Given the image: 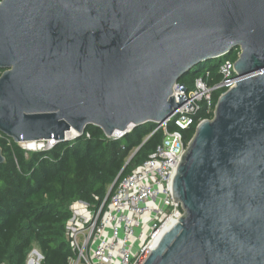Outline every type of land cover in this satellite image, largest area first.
<instances>
[{
    "label": "water",
    "instance_id": "1",
    "mask_svg": "<svg viewBox=\"0 0 264 264\" xmlns=\"http://www.w3.org/2000/svg\"><path fill=\"white\" fill-rule=\"evenodd\" d=\"M234 49L236 85L174 176L183 214L143 264H264V0H1L0 132L58 141L162 123L192 105L175 84Z\"/></svg>",
    "mask_w": 264,
    "mask_h": 264
},
{
    "label": "trees",
    "instance_id": "2",
    "mask_svg": "<svg viewBox=\"0 0 264 264\" xmlns=\"http://www.w3.org/2000/svg\"><path fill=\"white\" fill-rule=\"evenodd\" d=\"M239 52L234 49L193 67L179 83L191 90L195 81L206 78L209 72L208 84H219L220 64L226 59L236 61ZM2 72L0 69V75ZM225 91L214 90L213 108ZM213 117V110L201 109L187 129L173 122L168 128L181 131L188 142L199 121ZM157 126L143 123L113 138L91 124L77 138L58 140L49 149L37 150H27L0 132L5 157L0 163V264H27L34 244L43 256L41 264H70L73 253L65 234L66 221L71 217L69 205L76 200L90 205L109 203L120 181L162 142L164 132L155 131Z\"/></svg>",
    "mask_w": 264,
    "mask_h": 264
},
{
    "label": "built area",
    "instance_id": "3",
    "mask_svg": "<svg viewBox=\"0 0 264 264\" xmlns=\"http://www.w3.org/2000/svg\"><path fill=\"white\" fill-rule=\"evenodd\" d=\"M234 64L230 59L220 64L222 81L215 86L207 82L209 72L206 78H198L191 90H181L180 83L175 84L176 100L180 101L178 94H183L192 105L177 108L158 124L155 131L163 130L162 142L146 161L120 181L109 203L90 205L76 200L69 205L71 217L66 221L65 234L73 253L70 264H143L165 233L161 232L164 227H172L179 221L183 208L174 197L173 181L190 140L186 142L181 131L170 130L168 125L173 122L187 129L201 109L215 111L214 90H228L236 85L238 75ZM123 134L110 137L119 138ZM39 142L37 148L28 150L49 149L57 141ZM27 264H34L32 257L27 259Z\"/></svg>",
    "mask_w": 264,
    "mask_h": 264
},
{
    "label": "bare ground",
    "instance_id": "4",
    "mask_svg": "<svg viewBox=\"0 0 264 264\" xmlns=\"http://www.w3.org/2000/svg\"><path fill=\"white\" fill-rule=\"evenodd\" d=\"M75 134H77V131H76L75 129H71V130L67 133L66 137H67V138H70V137L74 136ZM23 143H24V145H25L28 149H30V148L35 149V148H37V147L39 146V145H38L39 142H36V141H26V142H23ZM170 227H171L170 225H166V226L164 227V229H163L161 232H162V233H163V232H166ZM38 258H41L40 253H39L38 256H37V260H39Z\"/></svg>",
    "mask_w": 264,
    "mask_h": 264
},
{
    "label": "rangeland",
    "instance_id": "5",
    "mask_svg": "<svg viewBox=\"0 0 264 264\" xmlns=\"http://www.w3.org/2000/svg\"><path fill=\"white\" fill-rule=\"evenodd\" d=\"M39 142V141H38ZM40 143V142H39ZM42 143V142H41ZM46 143V142H45ZM23 147H25V148H27L25 145H24V143L23 142H21L20 143ZM27 150H28V148H27ZM39 253H41L40 252V249L38 248V246L36 245V244H34V246H33V248H32V250L30 251V253H29V255H28V258H33V262H34V264H41V258H38L39 260H37V256H38V254ZM27 258V259H28Z\"/></svg>",
    "mask_w": 264,
    "mask_h": 264
}]
</instances>
